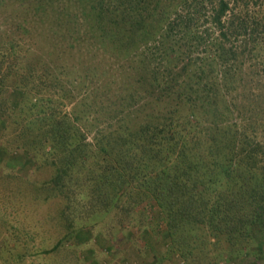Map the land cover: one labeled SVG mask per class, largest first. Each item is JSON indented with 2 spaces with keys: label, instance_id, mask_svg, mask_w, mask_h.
<instances>
[{
  "label": "trees",
  "instance_id": "obj_1",
  "mask_svg": "<svg viewBox=\"0 0 264 264\" xmlns=\"http://www.w3.org/2000/svg\"><path fill=\"white\" fill-rule=\"evenodd\" d=\"M0 116L52 169L0 190L54 205L58 244L92 220L186 264L263 252L264 0H0Z\"/></svg>",
  "mask_w": 264,
  "mask_h": 264
},
{
  "label": "rangeland",
  "instance_id": "obj_2",
  "mask_svg": "<svg viewBox=\"0 0 264 264\" xmlns=\"http://www.w3.org/2000/svg\"><path fill=\"white\" fill-rule=\"evenodd\" d=\"M84 34L88 33L85 31ZM129 40L131 39L126 40V46L134 44ZM42 41L39 45L44 44L50 50L49 40L44 37ZM10 97L16 104L22 95L11 88ZM64 109L70 111L71 106ZM14 113L19 116L18 111ZM28 121L30 118L24 119V123ZM6 122L7 117L0 116V172L12 171L14 175L0 173V187L18 189L26 185V177L37 180L50 177L52 169L49 166L45 164L41 169L37 168L33 152L16 146L4 136ZM145 205L146 203L143 206ZM53 211L54 205L48 202L35 203L31 199V202L26 203L20 197H13L0 190V264H186L178 252L166 249L162 232L151 230L148 233L142 227L138 230L136 228L135 236H131L116 227H108L103 222L94 225L90 220L85 222V230L79 236L58 244L63 233H60L55 224L57 221ZM150 211L148 212L152 218L145 219L157 225V214ZM50 212L52 213L49 214ZM259 233L261 235L256 234L255 244L252 241V246L264 241L263 232ZM208 247L212 249L210 254L216 257L217 264H264V245L263 252L256 247L254 251L250 249L247 254L241 253L233 259L227 258L225 249L210 241Z\"/></svg>",
  "mask_w": 264,
  "mask_h": 264
}]
</instances>
